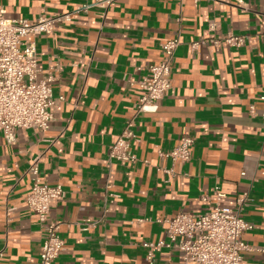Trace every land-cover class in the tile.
I'll use <instances>...</instances> for the list:
<instances>
[{
  "label": "crops",
  "instance_id": "obj_1",
  "mask_svg": "<svg viewBox=\"0 0 264 264\" xmlns=\"http://www.w3.org/2000/svg\"><path fill=\"white\" fill-rule=\"evenodd\" d=\"M92 1L0 6L7 18L32 21ZM178 30L170 89L155 112L136 114L140 67L156 63L160 44ZM227 33L244 44L191 47ZM34 40L39 76L56 68L53 120L45 132L17 129L10 143L0 132V264L37 262L42 232L25 196L38 154L42 182L64 191L50 204L64 242L54 264H148L142 243L167 242L157 220L210 210L216 186L230 208L246 194L240 216L252 228L241 239L252 249L240 264H264V0H114ZM131 118L140 161L109 162L108 147ZM181 136L194 140L190 160L161 159L158 151ZM153 264H181L180 254L163 245Z\"/></svg>",
  "mask_w": 264,
  "mask_h": 264
},
{
  "label": "built area",
  "instance_id": "obj_2",
  "mask_svg": "<svg viewBox=\"0 0 264 264\" xmlns=\"http://www.w3.org/2000/svg\"><path fill=\"white\" fill-rule=\"evenodd\" d=\"M113 1L94 0L77 5L68 12L41 15L32 21L7 18L5 10L0 6V132L7 143L15 140L17 129L45 132L53 120L54 98L51 85L57 78L56 68H49L44 77L39 76L35 37L51 35L57 24L70 22L73 16L86 13L94 7L106 9ZM214 28V23L209 24V30ZM206 42L217 49L221 44L239 48L244 44V36L227 33L221 39L201 37L191 47L196 48ZM179 44L178 30L172 38L160 44L161 57L156 63L140 67L144 74L136 82L140 89L136 114L155 112L159 101L170 89L172 62ZM58 99L63 98L59 96ZM134 125V119L128 120L108 147L109 162L135 164L140 161L131 150L136 137ZM193 143L192 137L181 136L170 151H158V156L171 162H187L191 157ZM40 158L41 154L35 156L27 168L31 186L25 196V203L37 216L42 232L36 264H54L63 250L64 242L59 235V224L49 218L50 204L62 197L64 191L60 184L49 185L42 182L38 174ZM142 162L148 163L145 160ZM156 169L172 173L160 166ZM214 189L216 198L210 210L196 215L179 212L172 217L157 220L166 225L167 242L142 243L146 248L148 264H153L155 252L163 245L179 252L181 264H240L243 253L252 249L241 239L243 232L252 228V224L240 216L246 194L238 196L235 207L230 208L223 205L224 194L219 188L216 186Z\"/></svg>",
  "mask_w": 264,
  "mask_h": 264
}]
</instances>
